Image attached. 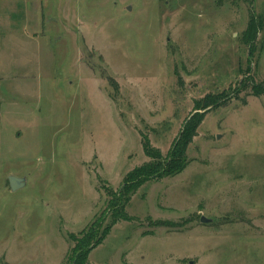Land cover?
<instances>
[{"label": "rangeland", "instance_id": "1", "mask_svg": "<svg viewBox=\"0 0 264 264\" xmlns=\"http://www.w3.org/2000/svg\"><path fill=\"white\" fill-rule=\"evenodd\" d=\"M30 5L44 11L40 54L22 62L27 46L0 48V264H70L71 235L110 224V191L151 160L142 135L165 157L197 102L239 88L250 56L241 37L251 11L264 19V0ZM21 12L10 13L20 27ZM188 160L133 195L135 220L114 226L90 264H264V95L249 84L208 111ZM9 176L24 187L13 192Z\"/></svg>", "mask_w": 264, "mask_h": 264}, {"label": "trees", "instance_id": "2", "mask_svg": "<svg viewBox=\"0 0 264 264\" xmlns=\"http://www.w3.org/2000/svg\"><path fill=\"white\" fill-rule=\"evenodd\" d=\"M248 22V27L241 37L243 44L248 48L250 54L247 68L248 72L238 85L239 88L229 90V93L219 98L220 100L210 97L205 98L204 102H197V112L185 122L179 133V137L175 140L168 155L165 157L162 156L161 151L151 147L148 136L142 135L143 150L146 156L151 160L129 173L126 177V181L123 183L124 185L119 191H110L109 195L112 200L111 205L112 208H114L110 211L112 219L110 224L102 227H95L94 224H92L90 228L80 234L82 237L81 239H78L76 235H71V238L76 240V244L74 248L72 247L71 254L73 255H70V264H90V254L102 245V242L108 237L109 231L114 226L120 221L133 222V220H135L134 217L128 215L127 207L132 201L131 198L133 195L144 185L148 184V181L176 177L188 167V149L198 136V129L204 121V117L207 115L208 111L226 106L229 101L238 99L242 90L248 88L249 84H251L256 97L264 95V81L256 83L252 70V61L257 51L258 36L264 31V19H259L256 13L251 11ZM109 82L111 87L115 89V94L113 95L115 101L119 95L120 89L115 80L110 78Z\"/></svg>", "mask_w": 264, "mask_h": 264}, {"label": "crops", "instance_id": "3", "mask_svg": "<svg viewBox=\"0 0 264 264\" xmlns=\"http://www.w3.org/2000/svg\"><path fill=\"white\" fill-rule=\"evenodd\" d=\"M1 1L4 2V4L0 6V48L4 45H10V47H14L15 50L18 49V47L24 48V46H27L28 55L24 56L22 62L36 59L40 53L37 50L39 44H36L38 42L34 39L37 37L38 30L42 26L44 11L42 8L40 12L36 10L37 13L35 12V15L31 12L30 4L34 0H19L20 2L18 1L19 3L12 7L11 5L16 3L15 1L0 0V2ZM21 11L25 12L21 27L27 33L22 31L19 22L10 14L11 12L17 14ZM8 52L12 51L10 50ZM14 53L16 52L14 51ZM0 78H2V76H0Z\"/></svg>", "mask_w": 264, "mask_h": 264}, {"label": "water", "instance_id": "4", "mask_svg": "<svg viewBox=\"0 0 264 264\" xmlns=\"http://www.w3.org/2000/svg\"><path fill=\"white\" fill-rule=\"evenodd\" d=\"M8 181H9V186L11 187V190L13 192H17L24 187L26 179L25 178L20 179L15 176H9ZM202 222L211 223V220H208L207 218L203 217Z\"/></svg>", "mask_w": 264, "mask_h": 264}]
</instances>
